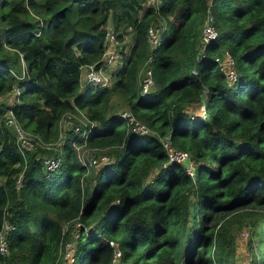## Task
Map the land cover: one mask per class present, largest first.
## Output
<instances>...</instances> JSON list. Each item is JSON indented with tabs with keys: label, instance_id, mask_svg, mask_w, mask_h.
Wrapping results in <instances>:
<instances>
[{
	"label": "trees",
	"instance_id": "obj_1",
	"mask_svg": "<svg viewBox=\"0 0 264 264\" xmlns=\"http://www.w3.org/2000/svg\"><path fill=\"white\" fill-rule=\"evenodd\" d=\"M206 15L217 34L201 48ZM151 21L164 26L154 46ZM107 22L115 32L124 24L129 52L110 84L80 88V66L100 58ZM223 50L233 59L230 81L214 60ZM142 64L153 77L145 92ZM6 94L0 226L13 228L0 264H239L235 221L251 229L248 248L261 244L245 264H264V0H0ZM113 94L150 131L131 132L107 111ZM7 108L44 143L57 139L63 114L81 111L87 145L104 148L109 161L87 173L70 145L77 136L59 150L36 145L21 156ZM163 137L189 152L192 174L168 160ZM44 154L59 156L60 166L44 170Z\"/></svg>",
	"mask_w": 264,
	"mask_h": 264
},
{
	"label": "built area",
	"instance_id": "obj_2",
	"mask_svg": "<svg viewBox=\"0 0 264 264\" xmlns=\"http://www.w3.org/2000/svg\"><path fill=\"white\" fill-rule=\"evenodd\" d=\"M156 1V0H155ZM106 34H105V45L103 52L100 58L97 61L85 63L80 66V74L78 77V85L80 88L89 86V87H104L110 84L114 80L113 72L118 68L123 62L125 56L129 52V44L127 42L126 36L122 33V28L120 26L117 28L116 32L113 31V26L111 22H107L105 25ZM131 28V26H127ZM164 28L163 24L157 21H151L146 27V37L151 46H154L160 36L162 29ZM116 33L121 34V39L116 38ZM216 30L212 25V17L206 15L204 18L201 33H200V47L204 48V45L212 38L216 37ZM149 58H147L148 60ZM215 63L217 64L218 69L222 70L225 73L226 79L233 80L235 78V71L233 69V59L227 50H223L219 54L214 56ZM12 72L11 69H9ZM23 71V70H22ZM137 82L140 88V91H148L153 85V77L151 69L148 65L142 64L137 70ZM14 93H17V88H14ZM79 111V110H78ZM70 113V112H68ZM120 116L125 120L127 128L134 133H146L150 131L146 124L135 117V115L128 108H124L118 111ZM67 114V113H66ZM65 114V115H66ZM64 115V117H66ZM67 132L58 133L56 139L57 144H61L65 137L69 136L71 139L73 136H77L78 140H70V145L76 153V158L82 164L86 170L90 167H99L100 165L109 161V155L105 152H94L91 155H88L85 151V146L87 145V130L82 129L80 124L85 123H76L74 119L68 114L67 115ZM60 121L58 123L60 125ZM4 123L12 131L13 138L16 143V149L21 156H24L26 152L33 150L36 145L51 147L53 148V142L44 143L39 140L35 135L31 134L28 130L22 127L21 123L14 116L13 111L10 108H7L4 112ZM59 129V127H58ZM161 144L166 151L168 160H173L183 164L185 170L192 174L193 171V161L190 157L188 151L176 148L172 146L167 137L161 139ZM94 150V148H93ZM61 164V158L59 156H54L50 154H44L41 156V165L42 168L46 171H52L56 169ZM95 168H93L95 170ZM15 185L18 187L20 185L19 177L15 180ZM13 228V225L4 220L0 226V253H7V233L10 229ZM108 243L112 246V260L113 262L118 261L120 251L115 245L112 239L108 240ZM64 258L67 261H71L72 257V247L70 242H66L65 250L63 253Z\"/></svg>",
	"mask_w": 264,
	"mask_h": 264
},
{
	"label": "rangeland",
	"instance_id": "obj_3",
	"mask_svg": "<svg viewBox=\"0 0 264 264\" xmlns=\"http://www.w3.org/2000/svg\"><path fill=\"white\" fill-rule=\"evenodd\" d=\"M111 25L113 26L112 22H111ZM120 26V28L124 29V24H120L118 25V27ZM10 96L12 98V94H6V95H0V101H6V102H9L10 101ZM126 108L125 104L123 103V99L120 98L117 94H113L108 102V107H107V111L109 110H112V111H115V112H118L122 109ZM194 112H198V109H199V112L201 113V116L203 114L201 108H197V107H193L192 108ZM67 113V114H66ZM65 114L62 115V117L59 119L61 120L60 121V125L58 123V133H66L67 132V122H66V119L68 118L67 115L69 114L72 119H74V121L76 123H81V122H84L85 118L82 114L81 111H73V112H66ZM64 115L66 117H64ZM53 142V148L58 149V144H57V141L56 140H53L51 141ZM86 148V152L88 155H91L93 152V148ZM99 152H105L104 151V148H99L98 149ZM90 168L87 170V173H90V172H94V169L95 167H92V166H89ZM96 169V168H95ZM230 228H233V230L231 229V231H234V241H235V246H236V259L237 261L239 262V264H245L246 263V260L248 258L251 257V255L253 253H258L259 249L261 248V244L260 243H257L256 241H254V244H252V247L248 248V243H247V240H249V237L251 235V229L246 226V225H241L240 221H235L234 223H232V225L230 226ZM235 228H239V229H236ZM264 248V246H263Z\"/></svg>",
	"mask_w": 264,
	"mask_h": 264
}]
</instances>
